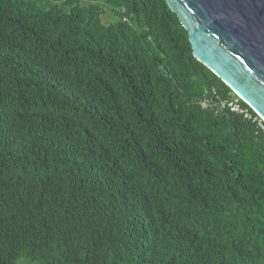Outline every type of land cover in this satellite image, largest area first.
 Wrapping results in <instances>:
<instances>
[{"label":"trees","instance_id":"obj_1","mask_svg":"<svg viewBox=\"0 0 264 264\" xmlns=\"http://www.w3.org/2000/svg\"><path fill=\"white\" fill-rule=\"evenodd\" d=\"M0 264H264V122L166 0H0Z\"/></svg>","mask_w":264,"mask_h":264},{"label":"water","instance_id":"obj_2","mask_svg":"<svg viewBox=\"0 0 264 264\" xmlns=\"http://www.w3.org/2000/svg\"><path fill=\"white\" fill-rule=\"evenodd\" d=\"M195 58L264 122V0H166Z\"/></svg>","mask_w":264,"mask_h":264},{"label":"built area","instance_id":"obj_3","mask_svg":"<svg viewBox=\"0 0 264 264\" xmlns=\"http://www.w3.org/2000/svg\"><path fill=\"white\" fill-rule=\"evenodd\" d=\"M234 110H238V109H234Z\"/></svg>","mask_w":264,"mask_h":264}]
</instances>
